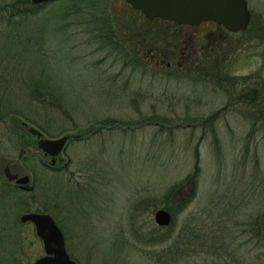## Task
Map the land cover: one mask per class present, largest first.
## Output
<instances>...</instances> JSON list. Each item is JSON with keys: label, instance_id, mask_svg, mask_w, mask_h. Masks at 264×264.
I'll return each instance as SVG.
<instances>
[{"label": "rangeland", "instance_id": "rangeland-1", "mask_svg": "<svg viewBox=\"0 0 264 264\" xmlns=\"http://www.w3.org/2000/svg\"><path fill=\"white\" fill-rule=\"evenodd\" d=\"M21 1L0 0V264L45 255L27 212L56 220L78 264H264V126L242 98L264 101V0L238 34L124 0ZM183 48L180 66L152 60ZM23 123L80 138L52 168Z\"/></svg>", "mask_w": 264, "mask_h": 264}, {"label": "water", "instance_id": "water-1", "mask_svg": "<svg viewBox=\"0 0 264 264\" xmlns=\"http://www.w3.org/2000/svg\"><path fill=\"white\" fill-rule=\"evenodd\" d=\"M34 5H42L57 0H30ZM134 10L142 12L146 19L153 21L157 18L179 26H198L204 22H213L224 27L231 33L246 31L251 23V13L248 0H125ZM27 126L26 123H24ZM28 132L36 137L38 148L46 157L52 158V165L65 149L67 142L72 137L63 136L59 139L44 138V134L34 127ZM60 157L59 162L63 163ZM4 174L9 182L32 190L29 185L30 177H20L13 173L9 166L4 169ZM155 221L161 227H168L172 222V215L167 210L155 213ZM22 224L33 223L36 234L43 242L45 256L39 258L34 264H78L71 259L65 244L63 232L49 214L26 213L21 216Z\"/></svg>", "mask_w": 264, "mask_h": 264}, {"label": "trees", "instance_id": "trees-1", "mask_svg": "<svg viewBox=\"0 0 264 264\" xmlns=\"http://www.w3.org/2000/svg\"><path fill=\"white\" fill-rule=\"evenodd\" d=\"M20 2V1H19ZM18 2V4H27V5H33L32 3H31V1L30 0H23V1H21L22 3H19ZM44 5H46V4H44ZM44 5H39V6H33V8H34V10L35 9H39V8H41L42 6H44ZM34 10H32L33 12H34ZM14 14H19V13H14ZM23 14H21L20 15V17L22 16ZM212 61H214L215 62V60L214 59H212ZM221 72V71H220ZM205 77H206V81H209V82H212L214 85H220V81H221V76L219 75V74H213L212 73V75H207V74H205ZM260 90H262V88H260ZM50 91H45V90H37L36 88H34L33 90H31V96H32V98L35 100V101H39V100H42V97H41V95L43 94V93H45V95L47 94V93H49ZM250 95L249 94H247V93H244L243 95H242V98L244 99V101L243 102H249V103H251L252 104V107L256 110V111H258V113H259V115H258V117H257V119H258V121H260V122H262V124H263V126H264V101H260V99H253L252 97H249ZM263 100V99H262ZM52 102H53V104H55L56 106H60V102H58L55 98H52ZM52 104V103H51ZM253 105H255L256 107H254ZM0 117H2L1 115H0ZM111 123V122H110ZM111 126V125H110ZM194 174H197V171L194 173ZM195 177V175H192L190 178H194Z\"/></svg>", "mask_w": 264, "mask_h": 264}, {"label": "flooded vegetation", "instance_id": "flooded-vegetation-1", "mask_svg": "<svg viewBox=\"0 0 264 264\" xmlns=\"http://www.w3.org/2000/svg\"><path fill=\"white\" fill-rule=\"evenodd\" d=\"M203 24L213 25V23H211V22H206V23H203ZM203 24L198 25V26H177V28L178 29H183V28H191V29H193V28L201 27ZM187 54H190L189 50L187 48H183L181 51L179 50V54L178 55L175 54V55L167 56L166 53H163V54H159L157 57H154V59H152V60H155V62H157V63H159L161 65H166V67H168V68H171V66L173 65L174 62L176 63L177 66H180V61L178 59L181 60L182 56H185ZM153 55H154V53L152 54V56ZM46 158L49 159V162L52 165V159H51V157H46ZM58 163H59V161L56 160V164L55 165H52L51 167L52 168H55ZM5 166L6 165H4V167ZM8 183L11 184V185L17 186L18 188H20L22 190H25L26 189V188H23L22 186L17 185L15 182H8ZM37 213H40V212H37ZM32 226L34 227V225H32Z\"/></svg>", "mask_w": 264, "mask_h": 264}]
</instances>
